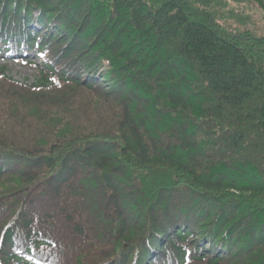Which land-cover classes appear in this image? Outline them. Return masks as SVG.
I'll return each mask as SVG.
<instances>
[{"label": "trees", "instance_id": "1", "mask_svg": "<svg viewBox=\"0 0 264 264\" xmlns=\"http://www.w3.org/2000/svg\"><path fill=\"white\" fill-rule=\"evenodd\" d=\"M59 1L0 0V56L44 59L0 109L59 129L0 140V264H264V0ZM73 91L113 123L37 99Z\"/></svg>", "mask_w": 264, "mask_h": 264}, {"label": "rangeland", "instance_id": "2", "mask_svg": "<svg viewBox=\"0 0 264 264\" xmlns=\"http://www.w3.org/2000/svg\"><path fill=\"white\" fill-rule=\"evenodd\" d=\"M57 4H60V8H62L65 12H71L73 10L72 7H75L77 10V16L80 12V8L78 7L77 2L68 1V3L63 4L59 0H55ZM228 3V6L231 8H234V5L230 2V0H224ZM241 11H244L247 15L251 16L252 23L250 25H246L245 28H247L250 32L254 33L257 36L264 37V15L260 13L254 6H247L246 9L243 8ZM28 57L30 58L29 62L30 64L25 63L21 60H15V59H0V68L4 67L6 70V75L16 83L20 84H26L31 85L33 84L39 77L38 70L41 68V64L44 61L43 58H40L39 60L35 57L33 53H30ZM5 87H0V91H4ZM59 94V93H58ZM52 95V94H51ZM23 98L25 100H35L36 98H33L32 96L24 95ZM47 96H43L40 98H37L41 100L42 102L46 103H52L53 105H57L60 109L69 107L73 102L79 103L78 106L88 107L91 108V114L96 120L88 121V122H80L77 125L84 126H91L93 124H98L100 121L101 123L105 125H111L113 123L112 116H109L107 114H102V101L98 100L95 97L89 96L86 92L83 91H73L69 94V99L63 98L62 95L60 99H56L57 97H52L54 99L47 100ZM15 100V99H14ZM65 100V101H64ZM56 101V103H55ZM4 103L0 100V106ZM27 104V103H26ZM15 104L12 100L10 103H5V106L0 109V140H3L4 142H8L10 145L18 146L23 143H25L27 146L38 148L40 145L45 144V142H51L53 141L51 137L54 139L53 136L56 131H59V129L54 128L51 126L53 124L52 122L48 121L46 123H38L36 121L31 120L30 114L33 112H36L35 110L37 107L33 104L29 106V109L27 112L20 111L19 108L16 109L15 113ZM93 105V106H92ZM50 106L46 105L45 107ZM53 106V107H57ZM92 109L96 110V112L92 111ZM67 112H70V109L67 111H64L62 116L71 117L67 114ZM100 112V113H98ZM44 113V110H43ZM76 118H80V116H77ZM26 119H30L34 126H26L25 121ZM21 121L22 123L16 124V122ZM29 122V121H26ZM39 124V125H37ZM45 127L49 134H47L44 129ZM38 128V130L34 129L32 132L28 130L29 128ZM48 127V128H47ZM86 128V127H85ZM242 226L240 227V229ZM244 231H242L243 233Z\"/></svg>", "mask_w": 264, "mask_h": 264}]
</instances>
